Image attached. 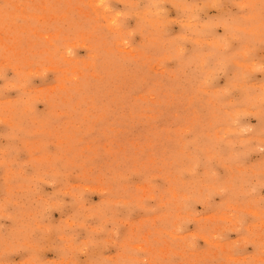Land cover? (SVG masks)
I'll use <instances>...</instances> for the list:
<instances>
[{
    "label": "rangeland",
    "instance_id": "374dc122",
    "mask_svg": "<svg viewBox=\"0 0 264 264\" xmlns=\"http://www.w3.org/2000/svg\"><path fill=\"white\" fill-rule=\"evenodd\" d=\"M0 264H264V0H0Z\"/></svg>",
    "mask_w": 264,
    "mask_h": 264
}]
</instances>
